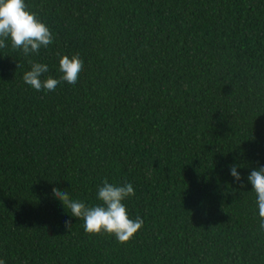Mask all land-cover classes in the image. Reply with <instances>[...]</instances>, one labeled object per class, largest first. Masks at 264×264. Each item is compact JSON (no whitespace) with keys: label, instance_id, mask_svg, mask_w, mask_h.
Wrapping results in <instances>:
<instances>
[{"label":"trees","instance_id":"obj_1","mask_svg":"<svg viewBox=\"0 0 264 264\" xmlns=\"http://www.w3.org/2000/svg\"><path fill=\"white\" fill-rule=\"evenodd\" d=\"M25 3L53 42L0 48V258L264 264L247 180L264 166V0ZM63 55L84 62L76 87L24 82L30 60L59 79ZM105 178L135 191L123 203L143 225L124 244L86 233L53 195L96 205Z\"/></svg>","mask_w":264,"mask_h":264},{"label":"clouds","instance_id":"obj_2","mask_svg":"<svg viewBox=\"0 0 264 264\" xmlns=\"http://www.w3.org/2000/svg\"><path fill=\"white\" fill-rule=\"evenodd\" d=\"M6 40H10L13 49H21L27 57L30 54H38L42 47H48L53 42V34L50 28L38 19L36 13L28 9L25 0H0V48L7 47ZM29 63L31 68L23 74V80L37 91L42 89L55 91L61 82L76 87L84 68V62L78 55L71 58L63 55L59 59V71L62 73L60 78L49 76L42 79V74L49 71L48 65L31 60ZM237 167L233 164L230 174L243 186ZM247 180L256 193L260 229L264 230V166L252 170ZM53 195L62 202L71 216L83 220L86 233L114 235L119 243L124 244L129 242L143 225V220L139 216L134 220L129 218L126 205L123 203L135 195L131 183L114 185L105 178L102 185L98 186L97 192V199L101 203L92 206L70 198L67 190L54 188ZM72 226L71 220L65 221V227L69 231ZM0 264H6V261L0 258Z\"/></svg>","mask_w":264,"mask_h":264}]
</instances>
